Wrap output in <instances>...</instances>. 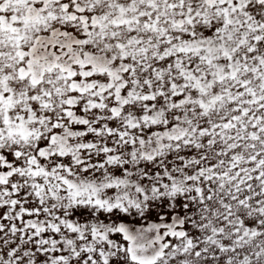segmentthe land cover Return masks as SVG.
Here are the masks:
<instances>
[{"label": "snow or ice", "instance_id": "obj_1", "mask_svg": "<svg viewBox=\"0 0 264 264\" xmlns=\"http://www.w3.org/2000/svg\"><path fill=\"white\" fill-rule=\"evenodd\" d=\"M0 264H264V0H0Z\"/></svg>", "mask_w": 264, "mask_h": 264}]
</instances>
